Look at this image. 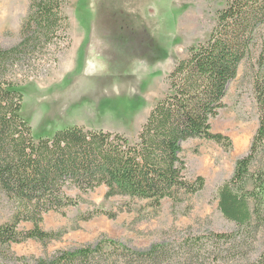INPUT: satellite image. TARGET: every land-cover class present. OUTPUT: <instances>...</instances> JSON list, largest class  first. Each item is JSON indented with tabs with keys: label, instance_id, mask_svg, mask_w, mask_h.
Returning <instances> with one entry per match:
<instances>
[{
	"label": "rangeland",
	"instance_id": "obj_1",
	"mask_svg": "<svg viewBox=\"0 0 264 264\" xmlns=\"http://www.w3.org/2000/svg\"><path fill=\"white\" fill-rule=\"evenodd\" d=\"M226 2L67 0L64 11L69 27L58 32L63 39L44 49L38 47L16 66L17 80H24L20 82L22 116L30 123L34 138H51L57 131L79 126L120 133L135 142L153 107L169 93V76L175 66L188 58L191 47L209 40ZM29 5L30 0H0V50L20 42ZM261 42L257 40L241 64L237 78L228 86L225 108L212 121L213 131L228 136L232 148L226 150L204 139L182 145L186 177L205 179L201 192L184 196L179 204L166 199L155 210L147 202L127 197L107 199L105 186L83 194L68 185L66 194L80 198V205L50 212L42 224L45 231L61 234L60 238L47 244L13 245L14 258H51L58 251L91 245L105 237L140 252L164 245L165 264H256L264 252V226L258 231H240L219 210L218 191L232 178L237 161L249 153L260 127L254 80ZM78 77L87 79L86 87L100 88V94L77 90L73 100L63 102V91ZM107 81L111 87L103 90ZM252 172L264 173V144ZM97 209L122 212L114 220L106 216L83 219ZM18 211L19 203L0 191V226L11 223ZM32 228L31 223L19 227ZM238 232L234 244L210 239V233ZM199 236H203L201 242L192 241Z\"/></svg>",
	"mask_w": 264,
	"mask_h": 264
},
{
	"label": "trees",
	"instance_id": "obj_2",
	"mask_svg": "<svg viewBox=\"0 0 264 264\" xmlns=\"http://www.w3.org/2000/svg\"><path fill=\"white\" fill-rule=\"evenodd\" d=\"M67 0H30L29 14L20 42L0 50V191L17 201L20 211L11 223L0 226V264H165L166 246L156 244L136 251L119 241L102 238L74 250H61L51 258H14L13 245L28 241L47 244L61 234L42 228L45 215L77 207L80 198L65 192L73 185L88 194L105 186L106 198L127 197L147 202L158 210L170 199L184 201L205 187V179L186 175L182 145L192 139L213 141L226 150L231 139L215 133L212 121L225 108L228 86L255 46L261 42L254 91L260 127L249 153L236 163L232 178L218 191L219 210L240 231L264 226V173L252 172L264 144V0H227L217 14L209 40L193 46L169 76V93L152 109L135 142L125 135L91 131L79 126L36 140L23 118L24 96L16 66L25 56L63 39L69 18ZM122 211H89L90 221L99 216L116 219ZM22 223L32 229L20 230ZM216 243L234 244L238 233H210ZM203 236L193 242H201ZM215 261L219 260L217 248ZM256 264H264V252Z\"/></svg>",
	"mask_w": 264,
	"mask_h": 264
},
{
	"label": "bare ground",
	"instance_id": "obj_3",
	"mask_svg": "<svg viewBox=\"0 0 264 264\" xmlns=\"http://www.w3.org/2000/svg\"><path fill=\"white\" fill-rule=\"evenodd\" d=\"M129 81H131V78H128ZM87 84V79L83 78V77H78L65 91H63L62 95H64L62 97V101L64 102L65 99L66 100H73L72 97V93L76 92L77 90H81L83 92L85 91H90L91 93H94L96 95L100 94V88H94L93 85L90 84L91 87H86L85 84ZM112 83H108V81L105 83V87L103 90H106L107 87L110 88ZM74 89V90H73ZM126 89H128L126 87ZM66 107V106H65ZM63 107H60L58 110H61ZM58 113V111H57Z\"/></svg>",
	"mask_w": 264,
	"mask_h": 264
}]
</instances>
